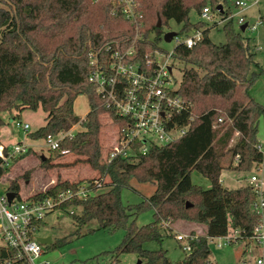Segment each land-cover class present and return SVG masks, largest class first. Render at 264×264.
I'll return each mask as SVG.
<instances>
[{
    "label": "trees",
    "instance_id": "16d2710c",
    "mask_svg": "<svg viewBox=\"0 0 264 264\" xmlns=\"http://www.w3.org/2000/svg\"><path fill=\"white\" fill-rule=\"evenodd\" d=\"M116 2L0 0V128L6 124L3 112L19 118L24 110L39 107L47 116L45 124L30 133L34 139L68 132L80 124L79 130L63 137L60 148L51 152L60 154V149H68L78 156L73 164L87 163L99 176L85 181L58 177L55 184L31 196L56 195L87 182L91 193L68 199L59 209L73 222L70 236L79 237L99 229H125L123 241L111 251L110 264H119V256L124 253H135L141 264H172L167 250L153 249L149 244H161L165 236L173 235L171 227L165 224L178 220L206 226L203 234L189 241L190 250H185L186 256L179 264H217L210 259L209 239L237 228L247 238L259 221L253 211L257 195L252 186L229 188L221 183L220 176L227 168L251 171L263 160L257 134L264 105L251 96L250 88L264 74V68L253 70L256 53L249 38L235 29L233 20L225 23L226 42L219 44L210 39L204 21L191 22L192 8L200 13L206 6L217 10L222 0H136L138 30ZM222 14L226 19L230 12L225 10ZM159 19L162 25L172 19L183 23L186 32L202 30L197 44H178L173 52L174 59L184 63L176 92L184 100V109L174 116V121L179 126L191 125L172 143L153 145L145 153L137 151L132 156L118 155L106 161L99 115L110 112L121 127L123 120L105 107L96 84L89 80L90 55L110 43V53L116 48L132 47L135 59L145 63L157 50L150 34L160 32ZM80 94H85L90 103L83 118L75 115L73 108ZM220 118L222 122H218ZM49 160L48 156L44 161L48 168L53 166ZM193 170L208 178L211 186L202 188L194 184ZM95 180L108 190L98 192L100 187ZM133 180L154 184L155 190L132 206L124 204L121 192L123 188H133ZM9 189L20 194L17 180L11 181ZM145 209H153L154 218L139 226L137 214ZM45 224V220L39 222L40 228ZM58 245L59 241L52 240L45 249ZM13 256L14 250L0 246V264Z\"/></svg>",
    "mask_w": 264,
    "mask_h": 264
},
{
    "label": "rangeland",
    "instance_id": "374dc122",
    "mask_svg": "<svg viewBox=\"0 0 264 264\" xmlns=\"http://www.w3.org/2000/svg\"><path fill=\"white\" fill-rule=\"evenodd\" d=\"M239 0H222L225 10H229L233 15V24L237 31L241 32L246 38H249V44L252 51L256 53V63L253 65V70L258 71L259 68H264V0H243L247 6L241 13L236 7V2ZM214 13L213 20H206L200 12L195 8L190 11V20L193 23L204 21L205 27L209 29V37L214 43H225L226 34L224 25L228 21H223V14L212 9ZM243 16L249 24L258 23L257 30L251 31L246 29L241 30L239 18ZM184 24L178 23L176 20H169L163 23L159 31H153L150 36L152 41L157 44V60L160 65H165L167 60H172L169 56L174 52L178 45L177 39L166 41L164 34L169 31L178 33L179 39L192 35L193 30L189 32L184 31ZM171 58V59H170ZM173 66L172 77L175 81L173 84L178 87L182 80V68L184 63L175 59ZM251 96L259 103L264 105V74H261L250 88ZM75 115L83 118L90 110V103L85 94H80L74 101ZM23 119H17L22 122H28L29 129L17 126L15 118L9 119L8 128L0 131V143H19L23 142L29 145L31 151L24 157L16 160L11 167H9L4 180L0 182V194L5 193L12 180H17L20 185V193L22 197L30 196L39 191H44L51 183H55L58 177L67 179L69 181H85L94 177L93 168L84 162H76L73 164L78 156L72 152L68 154H52L51 150L45 145L44 138L34 139L30 133L36 131L45 121L47 113L42 107L37 110L28 109L25 112ZM102 123L100 141L103 146V156L105 157L109 148L112 147L117 136V123L114 122L112 116L108 112L99 115ZM80 124L72 127V131L79 130ZM257 138L259 142L264 144V117L259 120ZM264 151V148H263ZM44 156V158H43ZM51 157L49 164L51 167H46L44 161L46 157ZM97 171V170H94ZM253 171H238L233 169H224L220 176L221 183L229 188H235L240 185H246L248 177ZM28 175L29 179L26 177ZM191 180L194 184L202 188H209L211 181L204 177L199 171L193 170L191 172ZM87 183V182H83ZM133 188H123L121 192L122 201L126 205H137L144 198L148 197L155 190V185L151 183H141L136 180L132 181ZM108 190L107 186L100 187L98 192ZM153 209H145L140 211L136 217V223L144 225L153 220ZM46 224L43 225L36 234L39 236H51L53 242H60L56 248L45 249L44 253L35 261V264H110L112 262L111 251L115 250L123 241L125 237V229L105 230L99 229L92 232H84L81 236L69 235L74 228L71 218L61 210H57L49 214L45 219ZM187 220H178L176 222L166 223L172 229L173 235L165 236L161 244L150 243L149 247L157 249L162 247L167 250L168 258L172 264H179L185 256L186 251L183 249L185 241H179L175 235L180 233H190L194 235L203 234L202 230L205 226L200 224L197 231H204L197 233L188 226ZM96 226V225H94ZM223 241L218 238L209 239V246L211 248L210 259L217 264H254L255 257L258 250L251 246V252L248 251V240L237 239L234 243L224 244L222 247L216 245L217 242ZM119 264H137L139 261L135 253H124L119 256Z\"/></svg>",
    "mask_w": 264,
    "mask_h": 264
},
{
    "label": "built area",
    "instance_id": "2783aa9c",
    "mask_svg": "<svg viewBox=\"0 0 264 264\" xmlns=\"http://www.w3.org/2000/svg\"><path fill=\"white\" fill-rule=\"evenodd\" d=\"M116 3L121 6L126 19L136 23L138 30L136 0H117ZM246 6L247 3L243 0L236 2V7L240 9L238 13H241ZM201 15L208 21L214 19V13L209 6L203 8ZM226 20H233V15L223 18V21ZM238 22L240 25L247 23L246 29L257 30L258 23L250 25L243 16ZM175 38L178 44L192 47L201 40L202 30L195 29L192 35L182 39H179L177 34L173 37ZM111 48V44L107 43L99 53L94 52L90 55L89 80L96 84L97 93L105 107L116 112L123 120L122 127L117 124V136L112 147L108 149L105 160L110 161L118 155L132 156L137 151L145 153L153 145H166L181 138L191 124L179 126L174 121V116L184 109V100L176 93L178 87L173 84L175 81L172 77L173 60H175L173 53L169 55L172 60H167L165 65L161 66L157 60L158 50L151 59L140 63L135 59L132 47L126 50L116 48L110 53ZM222 120L220 118L218 122ZM17 125L26 130L30 127L28 123L19 120ZM73 133L71 129L57 135L48 134L44 138L45 145L49 150H57L60 148L61 139L67 135L72 136ZM258 148L263 152V160L252 170L253 173L247 179V184L252 186L257 195L253 211L259 216L258 223L247 238L243 237L240 229L237 228L223 236L210 239L223 240L216 243L218 247L234 243L237 239L248 240V251L252 250L250 245L258 250L254 264H264V144L259 142ZM28 150L29 145L23 142L6 145L0 143V182L4 180L9 167ZM68 153L70 150L60 149V154ZM95 183L100 187L101 184L97 180ZM10 191L8 187L5 193L0 194V246L14 250V256L6 259L5 264H19V261L22 264H35L45 248L36 237L40 229L39 222L45 220L49 214L60 210L59 206L64 201L74 197H85L91 193L87 183H83L78 189H68L43 198L22 197L21 194H15L9 200L7 193ZM195 236L190 233L175 235L179 241H185L183 249L186 251L190 250L189 241Z\"/></svg>",
    "mask_w": 264,
    "mask_h": 264
},
{
    "label": "water",
    "instance_id": "95a60500",
    "mask_svg": "<svg viewBox=\"0 0 264 264\" xmlns=\"http://www.w3.org/2000/svg\"><path fill=\"white\" fill-rule=\"evenodd\" d=\"M217 10H219L220 13H223V12L225 11V9H224L222 3H220V4L217 5ZM157 25H158V27H161V25H162V21H161V19L158 20ZM246 26H247V23L241 25V27H240L241 30L244 31V30L246 29ZM177 34H178V33L175 32V31H169V32H166V33L164 34V39H165L166 41H172L173 37L176 36ZM43 158H44V156H43ZM15 194H16V193L13 192V191L8 192L7 195H8L9 200H11V199L15 196ZM187 205L189 206L190 204L187 203ZM37 239H38V241H39L40 243H42V244H44V245L50 244V243L52 242V238H51V236H48V237L39 236V237H37ZM137 264H141V260H140V259H139V261H138Z\"/></svg>",
    "mask_w": 264,
    "mask_h": 264
},
{
    "label": "crops",
    "instance_id": "0c3cea01",
    "mask_svg": "<svg viewBox=\"0 0 264 264\" xmlns=\"http://www.w3.org/2000/svg\"><path fill=\"white\" fill-rule=\"evenodd\" d=\"M27 110H24L23 112H21V114H20V117L19 118H16V117H14V114L13 113H11V112H3L1 115H2V117L4 118V120L6 121V124H4L1 128H0V131L1 130H5V129H7L8 127V125L7 124H9V119L10 118H15L14 120H15V122L16 121H18L17 119H23L22 117L24 116L25 117V112H26ZM26 123H28V122H26ZM16 124H17V122H16ZM45 124V121L43 122V125ZM18 126V125H17ZM260 143H263V142H260ZM7 144H13V143H7ZM31 148V147H30ZM29 148V149H30ZM93 172L95 173L94 174V177L95 176H98V171H94L93 170ZM56 183V182H55ZM55 183H51L50 185H52V184H55ZM21 194V193H20ZM31 196V195H30ZM26 197H29V196H26ZM187 224H188V226H190V228L192 229V230H195L197 233H202V232H204L205 231V228H206V226H201V227H203V229L202 230H204V231H197L196 229L197 228H199L200 227V224L199 223H196V222H187ZM45 237V236H44Z\"/></svg>",
    "mask_w": 264,
    "mask_h": 264
}]
</instances>
